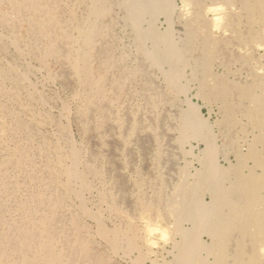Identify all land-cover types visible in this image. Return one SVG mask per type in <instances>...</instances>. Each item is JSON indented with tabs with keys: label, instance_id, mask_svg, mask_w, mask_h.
I'll use <instances>...</instances> for the list:
<instances>
[{
	"label": "bare ground",
	"instance_id": "obj_1",
	"mask_svg": "<svg viewBox=\"0 0 264 264\" xmlns=\"http://www.w3.org/2000/svg\"><path fill=\"white\" fill-rule=\"evenodd\" d=\"M225 1L237 11L220 15L214 35L220 17L205 16L202 0H183L178 33L173 0H0V47L14 56L0 60V264H116L112 254L135 243L127 224L106 229L87 206L92 191L105 209L130 206L129 196L181 204L173 264H264V51L255 46L264 40L252 30L264 0ZM38 72L59 90L58 116L31 85ZM192 82L217 103V136L234 163L215 160L216 135L186 96ZM191 139L204 145L193 172L176 163Z\"/></svg>",
	"mask_w": 264,
	"mask_h": 264
},
{
	"label": "rangeland",
	"instance_id": "obj_2",
	"mask_svg": "<svg viewBox=\"0 0 264 264\" xmlns=\"http://www.w3.org/2000/svg\"><path fill=\"white\" fill-rule=\"evenodd\" d=\"M173 1H174V4H176L175 5V12L176 13H175V17L173 19V28H174L175 32L178 33L179 32V28H178L179 24L177 22L178 20H176L177 19L176 15L177 14H182L181 16H184L186 12H183V11L185 10L186 5H185V3H183V0H173ZM236 1L237 0H235L234 2H236ZM256 2H257V0H256ZM232 3H233V1H232ZM206 5H211L212 10L207 11L205 13V16L210 17L213 14H215V15H217V16L220 17L219 18V21H218L219 23H217V25L214 26V27H212V29H211L212 34L215 33L214 35H216V34L217 35H220L221 32H222V30H223L222 29V26L226 22L223 19V17H221V16L225 15V13H224L225 11L227 13L236 12L237 10H235V6H237V4L234 3V5H233L231 3H228L227 1L224 2V0H202L200 6L205 7ZM225 6H227V7H225ZM178 12H181V13H178ZM157 23H158L157 25L159 26L160 29H162V28L165 27L164 17L162 15L160 17H158ZM177 24H178V26H177ZM252 30H254V32H256L257 34L260 33L261 36H263V40H264V10H260V11L257 10L256 17H255V21H254V25L252 27ZM231 32L232 31L230 29L229 30L228 29L226 30V34L227 33H231ZM260 34H258V35H260ZM231 46L234 47L233 48L234 50L236 49V51H238L240 53L243 51L242 54L244 53L243 48L242 47L240 48L239 45H236V44L233 43ZM255 46H258L257 47V52L259 54H262L263 51H264V43H262V44L261 43H258ZM9 58H10V60H9ZM11 58H12L13 62H12ZM0 60L3 63H5L6 60H9L11 62V64L14 63L13 53L12 52H7L6 53V52L2 51V49L0 47ZM6 62H8V61H6ZM31 64H33V63H31ZM260 65L261 64H257V66L253 67L259 73L262 72V70L259 68ZM235 67L237 68V66H235ZM213 71L216 72V73H220L222 71V69H221L220 66L215 65L213 67ZM39 73L40 72H38V73L35 74L36 75V78L35 79L33 77L35 75H31L30 76V82L31 83H33L31 80H33V81L36 80L37 81V82H34L31 85H32L33 88H35V91H38L39 90L38 91L39 92V95L42 96L43 100H45L44 101V107L47 110L49 108L51 110V111L48 110L50 113H52L55 116H58L59 115L58 114L59 113L58 111H60V109H58V108H60V103H61V95L59 93V90H58V88H57L56 85L51 84V83L50 84L47 83L46 86L45 85L44 86H41L40 82L42 80V76L43 75H42V73H40L41 74V76H40ZM186 74H188V73L186 72ZM230 78H232V77H230ZM34 84H36V85H34ZM41 87L42 88L44 87L45 89L44 88L41 89ZM188 88L189 89H187V93H186V96H187L188 100L190 101L191 104H193L196 107L197 114L203 120H205V122L207 123V125L210 127L209 130L211 131V133L212 134L214 133V135H216V139L214 141L215 143L212 146V148L215 150L214 151V157H216L215 160L217 161L218 164L223 165V166H226L228 163H234L235 161H234V154H233V152H230V148L227 147V146H225V145H223L222 144V141H220V137L217 136L218 127H217L216 122H217L218 118L220 117V114L217 112V105H215L217 103L215 102V104H214V102H212V101H205L203 98L196 96V94H195L196 93L195 92L196 91V84L195 83H193V82L190 83ZM42 91H43V93H42ZM54 91H55V93L57 91L56 95H55ZM53 93H54L55 96H53ZM56 97H57V99H56ZM182 97L183 96H181L180 98H182ZM54 99H56V101ZM54 101H55V103H54ZM182 106L185 108L186 103H183ZM244 120L245 119L242 118V123H243L242 128L243 129H248L247 130V138L250 140L252 138L251 137L252 136V134H251L252 133V126L250 124L249 125H246V123H245ZM69 122H70V124H69ZM69 122H68V120H63V123H65L66 126L68 124L70 126V127L67 126V128H68L67 130H68V133H69L70 138L73 141H75V138H76V141L75 142L78 143L79 142L78 141L79 140L78 130H76L77 128L71 122V120H69ZM249 131L251 132L250 134H249ZM250 142H252V141H250ZM183 147H184L183 149H184L185 152H184V154L182 156H180L183 159L182 158L181 159H179V158L177 159L176 158L177 166L183 167L184 164L185 165H188L189 170L191 172H193L194 169H198L200 167V163L197 161L196 156L201 155V153H203L201 150L204 148V145H203L202 142H197V141L191 139L188 142H186L185 144H183ZM257 148L261 149L262 150V154H264V148H262V145L258 146ZM241 151L243 153H246V146H244V145L241 146ZM245 161H246V164H252V160H250V159L245 158ZM139 162H140V164H139ZM142 164H143L142 160L139 159L138 160V165L141 166ZM125 172H126V174H128L127 175L128 177L130 176L129 178L131 180L133 178L134 179L136 178V176H134V174H132L131 172H130L131 173V175H130L128 169ZM190 192H192V191H190ZM95 193H96V191H94V192L92 191V193L91 192L90 193H87V195H90L91 197L85 195V198H86V201H87V206L90 209L92 208L91 210H93V211H96L97 210L98 212H100V214L102 213L101 214L102 215V220H103L104 225H105V227H106L107 230L109 228L112 229V228L118 227L117 229H119L121 232H122V230H124L123 232H126V228L128 227L129 230L127 229V232L130 235L131 240H133L132 241L133 244L135 243L134 248L130 252H127L126 253V252L123 251V249H118L116 252H114L115 254L114 253L112 254V257H113V259H114V261H115L116 264H118V263L119 264H173V262H172V256H173V254L172 253H174V248L172 246V243H173V239L174 238H177V237L174 235V229H173V225L172 224H173V222H176L174 220L175 217L177 218L179 216H182L183 210H182V205L181 204L180 205L179 204H174V205H172V207H171V205L170 206L169 205H166L165 210H164V209H160V208H163V206H161L160 204H154V202H150L149 198H147L145 196H143L144 199L142 198L143 199L142 201L141 200H138V199L135 200L137 196L135 198H133V196H131V197L129 196L128 199H130V202H131V200H134L131 204H129L130 206H128V205L126 206L125 203L127 201L124 199V201H125L124 204L125 205L123 204V207H121V208H114V209L113 208L112 209H107V208L105 209L104 206L100 205V202L98 201V195H97V193L96 194ZM203 193H204L203 194V198H204V200L207 201L208 198H209V195L207 194L206 191H203ZM168 194H170V193H168ZM94 195H96V196H94ZM188 195L190 197V196H192V193H188ZM93 196H94V198H93ZM189 197L186 196L185 198H189ZM261 198L264 199V193L262 194ZM137 201L138 202L141 201L139 203V205H138V202ZM145 201H147L148 203L146 202L147 203L146 204ZM135 202L137 204H135ZM95 203H96V205L99 204L100 206L99 205L96 206ZM136 205H138V206H136ZM142 205H143V207H142ZM100 207H102V209ZM127 207H128V209L125 210ZM130 207H131V209L134 208V210L129 209ZM136 207H138V208H136ZM179 207H180V209H179ZM170 208L173 209V210H170ZM135 211H136V213H135ZM171 211L173 212V214H172ZM169 213H171V214H169ZM110 215L112 216V218H111ZM172 215H173V217H172ZM105 216H107V217H105ZM166 218H168L169 220L166 219ZM125 219L127 220V222L125 221ZM87 222L89 223L90 226H92V227L94 226V222H93L92 219H89L88 218ZM105 222H106V224H105ZM119 222H121V223H119ZM111 224L114 225V226H112ZM117 224L118 225L120 224V226H118ZM126 224L128 225L127 227H126ZM170 224L172 225V227H171ZM181 225L183 227H190V224L187 221H183V223ZM133 226H134V228H133ZM155 226H156V228H155ZM121 228H122V230H121ZM135 229H136V232H135ZM130 230H132L131 233H133V234L130 233ZM170 236L171 237L172 236H175V237L169 238ZM199 239L202 240V241H204V242H206V243H208L209 240H210V238L205 233H201L200 236H199ZM138 245H139V247H136ZM140 246H142V247H140ZM170 253H171V255H170ZM146 257H148V258H146ZM136 258H137V260H136ZM209 258L210 257H208V260H211V258L210 259ZM169 259H171V261ZM139 261H142V262H139Z\"/></svg>",
	"mask_w": 264,
	"mask_h": 264
}]
</instances>
